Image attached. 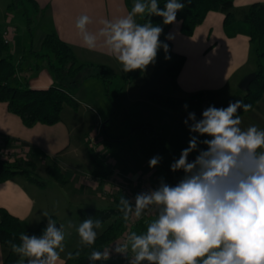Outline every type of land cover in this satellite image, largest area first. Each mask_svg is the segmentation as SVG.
<instances>
[{
    "label": "crops",
    "instance_id": "1",
    "mask_svg": "<svg viewBox=\"0 0 264 264\" xmlns=\"http://www.w3.org/2000/svg\"><path fill=\"white\" fill-rule=\"evenodd\" d=\"M37 1L40 9L36 15L38 31L41 34L40 45L48 33L56 32L73 47L80 63L109 66L117 73V77L122 76L127 79L120 95H127L132 106L141 102L146 103V110L149 112L147 121H151L149 122L151 124L153 120V122L160 121L166 125L164 131H167L169 146L177 153L179 144L189 141V131L183 123L187 113L173 111L156 104L150 99V94L158 92L183 98L207 91L210 105L219 108L227 101L243 99L247 92L240 88L241 81L258 70L250 35L246 32L230 35L225 28L226 14L212 11L191 36L182 32V21L179 18H177L179 23H173L168 31L167 36H171L169 40L174 50L186 56V62L177 79L170 78L160 67L149 65L140 77L130 81L131 72H123L120 63L109 54L108 49L103 45V37L99 35V30L103 27V21L114 22L126 16L131 11L129 3L133 7L135 0ZM0 3L2 4L0 10L3 12L8 0H0ZM254 4L264 5V0H235L234 13L237 18L242 20L249 7ZM82 15H88L91 19V23L87 25V32L97 36L99 43L95 49L90 50L85 46L83 33L76 27V22ZM136 20L142 23L140 16H137ZM9 26H12L10 21H4V27L0 31L3 32ZM15 58L18 57L14 56ZM19 60V65L26 60V69L32 66V58L23 56L19 57ZM89 80L101 81L95 77ZM101 82L100 87L105 93V85ZM29 85L31 88L43 89L56 85V81L51 73L44 71L30 80ZM79 85L81 84L77 86ZM85 86L82 84L77 91L71 89L80 106L77 109L65 106L62 120L52 125L39 123L28 127L19 115L9 110L8 103L0 101V134L19 141L31 149L30 160L36 167V173L46 182V186L42 187L23 175L0 182V207L26 220L33 228H37L46 219L43 213L55 216L58 223L64 225V232L75 233L76 237H79L76 227L83 221L78 214L79 209L107 208L117 206L120 201L115 194L104 196L103 184L95 180L94 164L86 149L89 148L87 141L89 131L86 132L85 127L89 125L88 128L93 129L100 123L104 127L105 117L110 120L111 117H122L118 110L107 107L102 120L104 114L97 113L90 103L94 100L93 91ZM202 110L194 111L197 118L201 116ZM241 119V127L244 129L250 125L264 128V96L254 109L243 115ZM109 136L116 137L110 134ZM204 138L206 137H201ZM114 162L122 172L132 175L137 173L136 176L144 175L158 187L161 181L167 182L159 166L143 172L144 167L140 168V163L131 155L125 154L122 162ZM128 165L137 172H131L132 169H128ZM42 168L45 169V174L40 172ZM55 168L66 177V183L52 176L51 172ZM147 221L137 227L135 231L137 234H141ZM105 228L106 226H102L97 230L99 235ZM63 243L64 251L60 253V261L57 264H65L69 253L78 247V245H69L65 241ZM6 254L7 248L0 241V264H3Z\"/></svg>",
    "mask_w": 264,
    "mask_h": 264
},
{
    "label": "clouds",
    "instance_id": "2",
    "mask_svg": "<svg viewBox=\"0 0 264 264\" xmlns=\"http://www.w3.org/2000/svg\"><path fill=\"white\" fill-rule=\"evenodd\" d=\"M185 6L181 0H166L163 8L158 0H135L126 16L103 21L99 30L103 45L123 72L145 71L155 64L161 49L165 59H170L169 45L160 40L163 27L154 24L151 17H161L164 25L179 23L177 14ZM137 16L145 22L138 23ZM89 23L90 17L82 15L76 27L83 33L85 46L92 50L99 42L96 35L87 32ZM251 107L243 100L229 101L226 108L209 105L197 118L194 111H188L187 103L183 105L188 146L170 164L172 172L184 173L183 179L175 186L161 181L159 188L138 193L134 206L125 196L120 198L118 209L125 222L131 216L139 220L153 206L157 208L145 233L127 234L135 254L130 264H264V128H242L238 113V109L247 112ZM194 152L197 154L190 161ZM161 160V156H153L149 168L157 167ZM43 216L47 218L43 235L21 233V243L9 241L13 253L22 259L34 258L28 264H57L64 251V225L58 229L47 213ZM101 228L100 219L86 218L76 231L82 244L92 246ZM113 251L126 254L129 244L93 250L88 259L108 260ZM68 257L73 258V254Z\"/></svg>",
    "mask_w": 264,
    "mask_h": 264
},
{
    "label": "trees",
    "instance_id": "3",
    "mask_svg": "<svg viewBox=\"0 0 264 264\" xmlns=\"http://www.w3.org/2000/svg\"><path fill=\"white\" fill-rule=\"evenodd\" d=\"M181 2H184L186 6L182 11L178 12L177 18L182 21V32L186 35H193L196 28L204 22L207 15L212 11H219L226 14L225 28L230 35H235L240 32H246L250 35L258 64L257 79L252 83L251 89L242 99L245 104L252 106L251 109L247 112L243 111V109H238V113L242 117L251 112L257 102L264 96V65L262 64L264 59V5H252L249 7L244 18L239 20L234 13L235 0H190V2L188 0H181ZM158 3L163 8L166 0H158ZM129 6L132 9L131 3H129ZM16 7H22L26 15H29V11L32 10L37 15L40 10L37 0H13L10 8L14 9ZM28 19L31 24L33 20L30 17ZM151 19L154 24H159L163 27L160 40L169 45L168 55L170 56V59L166 60L165 53L161 49L158 52L154 66L163 69L170 78L177 79L186 62V56L176 52L172 42L166 39L172 24L164 25L161 17L153 16ZM144 22L145 19H142L141 24ZM46 50L49 53H45L44 51ZM33 53L40 58L50 56L48 65L58 76L59 83L56 82V85L43 89L31 88L27 78L26 83H23L17 76L19 65L14 61L11 44L5 40L3 32L0 31V101L8 103L9 110L19 115L26 126L33 127L39 123L48 125L56 124L62 120V112L65 106H71L77 109L80 103L72 94L70 86L80 84L82 81L80 74L89 68L97 67L99 69L98 73L89 74L87 78H99L104 83L106 95L109 96V102L116 109L117 105L115 104V99L111 95L112 92L109 87L117 78V73L112 68L106 65L96 66L94 64L80 63L73 47L65 42L56 32L48 33L43 38L41 49H34ZM32 67L28 70H31ZM41 67L40 64L36 65V69H41ZM143 73L144 71L141 70L131 71L129 80L136 79ZM122 89H118L117 96L121 94ZM150 99L164 108L182 113H187L183 108L185 103L189 106L188 111L205 109L210 105V97L207 91L183 98L152 92ZM231 101L234 102V100ZM228 104L229 101L219 108H226ZM109 121L110 119H106V124ZM106 124L103 127V136L104 142L108 146H111L115 140H129L132 135H136V130H138L137 136L146 137L149 140V148L153 155L162 157L158 166L168 184L175 186L183 179L184 173L182 171L172 172L170 170V164L175 158H179V154L170 148L167 137L160 131H156L153 124L137 122L132 125V128L127 134L120 137H110ZM0 138L6 141L11 139L1 134ZM89 153L94 164L93 174L95 176L105 178L112 173L111 167L101 157L96 155L92 150ZM28 162V164L33 165L31 160ZM18 175H23L29 181L42 187L46 186V182L37 177L32 169L23 168L18 163H10L0 159V182L12 179ZM52 176L62 183L67 182L66 177L59 169H53ZM121 197L122 195H119L118 199L120 200ZM118 205L107 208L79 209L78 214L82 220L86 218H92L94 220L100 219L102 226H106V228L97 237L94 245L86 246L82 244L75 248L72 251L73 258L68 257L65 264H122L112 259L101 261H90L88 259L93 250L101 251L103 247L117 239L124 231L126 222L122 219V213L119 211ZM50 217L58 223V219L55 216ZM46 227L47 218L37 228H33L26 220H22L11 214L5 208L0 207V241L7 248V254L3 264H20L21 261L22 264H28L29 259H34L29 257H23L22 259L19 255L13 253L9 241L16 244L21 243L19 239L21 233L39 237L43 235ZM76 252H79L78 257L75 256Z\"/></svg>",
    "mask_w": 264,
    "mask_h": 264
},
{
    "label": "rangeland",
    "instance_id": "4",
    "mask_svg": "<svg viewBox=\"0 0 264 264\" xmlns=\"http://www.w3.org/2000/svg\"><path fill=\"white\" fill-rule=\"evenodd\" d=\"M12 2L13 0H8L6 9H4L3 12L0 10V29L4 27V21L6 22L10 21V24H12L13 26L17 28V32L14 35V39L11 44V52H13L15 57H18L17 59L15 58L14 60L18 65L20 63L19 57L27 56L29 59L31 58L33 59L32 69L31 70L26 69V60H25L23 64L18 66L19 69H18L17 76L22 80L23 83H26V78L30 81L38 77V75H41V73H43L44 71H48L49 73L53 75L55 81L59 83L58 76L56 75L54 70H52L48 65L50 61V56L48 55V56H44L40 58L39 56L35 55V53H33L34 49L35 50L41 49V45L39 43L41 34H40V31H38V23H37L38 21H37L35 12L32 10V11H29V15H26L25 10L22 7H16L14 9H11L10 5L12 4ZM29 17L33 20L31 24L29 23V19H28ZM44 52L49 53V51L47 50ZM37 64H40L42 66L41 69H36ZM262 64L264 65V59H263ZM98 72H99V69L97 67L86 69L80 74V78L82 79L80 84L81 85L85 84L86 85L85 87H87L88 90L93 91L92 94H93L94 100L92 102L90 101L89 102L93 105L97 113L104 114L102 116V120L105 116V109L107 107H112L114 108L113 110H116V109L118 110V113L120 114L122 118H118V117L112 118L111 117V120L108 122V125H107V131L109 132L110 135L119 137V136H123L127 134L129 130L132 128V125L135 124V123L131 124V122H135V121H138L140 123L151 122V121H147L149 120L148 119L149 112H147L146 110V103L141 102L136 106H132L129 102V99H128L129 97H127V95L123 94V95L117 96V90L120 88L124 89L125 88L124 86L127 82V79H124L122 76L117 77L114 80V82L109 85L110 90L112 92L111 95H113V98L115 99V104L117 105L115 109V107H113L109 102V96L105 95L106 91L104 93V89L100 87L101 81L99 82V80H89L91 79V77L87 78L89 74H96ZM77 85H72L70 86V88L73 91H77V89L81 86V85L79 86ZM123 89H122V92H123ZM236 100H242V98L236 99ZM215 103H216V100H215ZM106 119L107 118L105 117V120ZM153 121H152V124L154 125L155 130L160 131L164 136L167 137V131H164L166 130V127H165L166 125H164V123H161L160 121H156V122H153ZM88 126L85 127V131L86 132L89 131L88 133H90L95 128V126L93 127V129L91 127L88 128ZM136 131L138 133V130ZM103 133H104V130H103ZM137 133L136 135L135 134L132 135V137H130V139L127 141L115 140L112 142L111 146H108L106 142H102L104 146V152H103L104 156L120 163L124 160L125 154H128V155H131L133 158L137 159V161L141 165L140 168H142V166L144 167L142 168L143 172H146L147 170H149L148 161L154 155L150 151L149 140L146 137L137 136ZM187 146H188V142L187 143L181 142L178 146V150H179L178 154L180 155L181 150L183 148H186ZM202 146L203 145H201L200 147L202 148ZM86 149L88 150V152H90L89 151L90 148H86ZM196 154L197 153L195 152L190 154L189 160L191 161L192 159H194ZM28 161H22V162L20 161L17 163L20 165V167L32 169L34 171V174L37 175V177L41 179L40 175L36 173V167L28 164L29 163ZM129 168L132 169L131 172H134V173L137 172L135 171L136 169H134L133 167H129L128 165V169ZM44 170L45 169L42 168L40 172H42V174H45ZM136 175L137 173L134 176ZM166 183L168 184V182ZM153 219H155V216L147 219L148 221L146 222V226L141 231V234L146 232L148 223ZM64 241L65 243H68L69 245L79 246L82 244L80 237H76L75 233H69V232L65 233Z\"/></svg>",
    "mask_w": 264,
    "mask_h": 264
},
{
    "label": "built area",
    "instance_id": "5",
    "mask_svg": "<svg viewBox=\"0 0 264 264\" xmlns=\"http://www.w3.org/2000/svg\"><path fill=\"white\" fill-rule=\"evenodd\" d=\"M17 32L15 26H9L3 31V36L5 40L12 44L14 35ZM92 108V107H91ZM88 145L90 150H92L96 155L101 157L107 165L112 169V173L105 178L95 177V180L103 184V194L108 195H122L125 196L133 206L135 203V196L141 192H149L159 188L154 183H152L146 176H134L132 174H126L122 172L117 166L114 160L104 156V136H103V124L97 125L87 137ZM31 158V149L27 146L21 144V142L14 139L6 141L0 138V159L10 162L17 163L22 161H28ZM157 211L156 206H153L150 212L143 216L141 219L137 220L134 216L130 217V220L126 222L124 231L120 234L115 243L104 248V250H111L116 246L117 243L129 244V251L126 254H117L114 251L111 253L112 260L118 261L122 264H130L134 261L135 254L131 252L130 242L127 241V234L131 231H136L140 223L146 221L150 217L155 216ZM103 250V251H104ZM141 264H149L147 261L141 262Z\"/></svg>",
    "mask_w": 264,
    "mask_h": 264
},
{
    "label": "water",
    "instance_id": "6",
    "mask_svg": "<svg viewBox=\"0 0 264 264\" xmlns=\"http://www.w3.org/2000/svg\"><path fill=\"white\" fill-rule=\"evenodd\" d=\"M257 79V72L251 73L249 75H247L240 83V88L244 91V92H249V90L251 89V85L252 83ZM58 229L60 228L61 224L60 223H56L55 225Z\"/></svg>",
    "mask_w": 264,
    "mask_h": 264
}]
</instances>
